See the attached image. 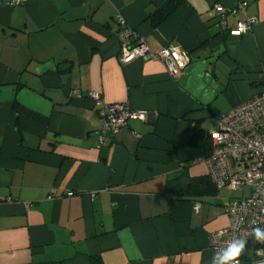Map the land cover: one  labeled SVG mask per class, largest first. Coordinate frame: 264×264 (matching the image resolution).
<instances>
[{"label":"crops","instance_id":"0c3cea01","mask_svg":"<svg viewBox=\"0 0 264 264\" xmlns=\"http://www.w3.org/2000/svg\"><path fill=\"white\" fill-rule=\"evenodd\" d=\"M117 15L150 52L190 58L176 78L119 60ZM263 78L264 0H0V264H213L222 204L249 190L213 185L193 126L215 130ZM89 92L146 118L100 144Z\"/></svg>","mask_w":264,"mask_h":264},{"label":"built area","instance_id":"2783aa9c","mask_svg":"<svg viewBox=\"0 0 264 264\" xmlns=\"http://www.w3.org/2000/svg\"><path fill=\"white\" fill-rule=\"evenodd\" d=\"M8 6L23 0H5ZM218 24L224 23L226 9L218 6ZM242 2L231 10L232 13H244ZM119 26L118 39L122 44L119 60L123 63L137 58L163 60L168 74L176 78L190 58L182 54L178 46H165L158 52H150L142 37L130 28L121 15L115 17ZM255 17H246L237 22L229 33L240 36L256 23ZM96 113L101 121L98 130L100 144L111 142L113 136L130 121H144L146 112L130 108L123 103H108L100 93L89 92ZM134 136L137 134L133 133ZM211 142V153L203 158L211 182L217 189L231 191L247 188L249 194L243 197L227 198L223 210L229 218V224L209 233V246L213 253L222 250L233 240L246 238L257 241L256 258L249 264H264V240L255 238L254 230H264V78L261 91L248 101L238 105L218 118V127L207 132ZM199 203H194L196 212ZM239 264L241 263V258Z\"/></svg>","mask_w":264,"mask_h":264},{"label":"clouds","instance_id":"9594fccd","mask_svg":"<svg viewBox=\"0 0 264 264\" xmlns=\"http://www.w3.org/2000/svg\"><path fill=\"white\" fill-rule=\"evenodd\" d=\"M255 238L264 240V230L257 227L254 230ZM246 238H240L228 243L222 250L214 254L213 264H239V256L245 249Z\"/></svg>","mask_w":264,"mask_h":264},{"label":"trees","instance_id":"16d2710c","mask_svg":"<svg viewBox=\"0 0 264 264\" xmlns=\"http://www.w3.org/2000/svg\"><path fill=\"white\" fill-rule=\"evenodd\" d=\"M169 12H170L169 10L159 11L156 15L153 16V18L155 17L154 21L157 22V21L164 19V17L167 16L169 14ZM118 32H119V28L115 33L117 38H118V35H117ZM193 130H195V133L192 135V138H193V136L201 138V140L199 141V147L202 151L203 156L207 157L211 153V142L209 140L208 135L204 136L203 131L200 130L196 125L193 126ZM258 247H259V244L257 241H247L246 246H245L246 249H244L241 252V255L239 257L245 258L246 257V255H245L246 251H249L250 249H257ZM90 264H101V263L99 262L98 258L91 257L90 258Z\"/></svg>","mask_w":264,"mask_h":264}]
</instances>
